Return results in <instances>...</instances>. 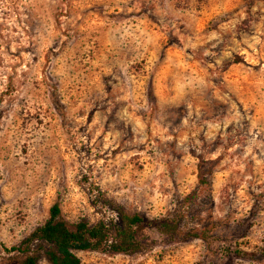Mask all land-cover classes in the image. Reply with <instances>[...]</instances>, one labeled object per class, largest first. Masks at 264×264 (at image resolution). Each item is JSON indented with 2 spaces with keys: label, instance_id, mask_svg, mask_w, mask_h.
<instances>
[{
  "label": "rangeland",
  "instance_id": "rangeland-1",
  "mask_svg": "<svg viewBox=\"0 0 264 264\" xmlns=\"http://www.w3.org/2000/svg\"><path fill=\"white\" fill-rule=\"evenodd\" d=\"M109 201L176 232L81 264H264V0H0V242Z\"/></svg>",
  "mask_w": 264,
  "mask_h": 264
},
{
  "label": "trees",
  "instance_id": "trees-1",
  "mask_svg": "<svg viewBox=\"0 0 264 264\" xmlns=\"http://www.w3.org/2000/svg\"><path fill=\"white\" fill-rule=\"evenodd\" d=\"M108 205L117 214V220L100 219L88 224L82 220L67 222L58 203H53L48 209L47 219L29 232L19 245L8 248L0 242V246L7 252L21 254L16 264H37L42 256L49 264H81L77 251L136 252L141 248L136 236L141 225H152L159 233L169 236L176 232L177 225L172 218L154 223L138 213H127L115 202L109 201Z\"/></svg>",
  "mask_w": 264,
  "mask_h": 264
}]
</instances>
